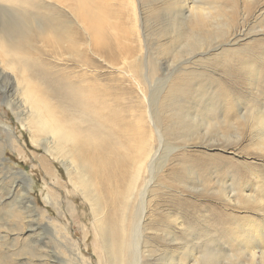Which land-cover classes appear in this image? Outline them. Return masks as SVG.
Returning a JSON list of instances; mask_svg holds the SVG:
<instances>
[{
	"label": "rangeland",
	"instance_id": "1",
	"mask_svg": "<svg viewBox=\"0 0 264 264\" xmlns=\"http://www.w3.org/2000/svg\"><path fill=\"white\" fill-rule=\"evenodd\" d=\"M144 1L150 5L160 6L165 0ZM235 1L237 13L235 17L230 18L229 15L228 19L232 27L228 28L227 33L221 38L216 39L214 33L208 34L210 40L196 51L187 48L176 49L177 47L176 50L163 49V45L172 42L173 39L176 40L179 34L178 30L172 31L170 27L167 28L170 26L167 23L178 20L177 14L180 13V8L173 9L165 15L161 12L160 16H156L157 19L147 13L145 6L142 7L144 14H141L138 0H128L124 3L121 1L122 5L125 3L124 6L128 5L126 6L128 9L120 19L112 18L109 14H103V18L112 24H121L122 28L128 31L129 37L122 39L121 43L129 48V54H119L115 57L116 60L111 59L107 51H102L96 56L87 41L82 47V52L83 60L89 67L79 68L73 65L62 51L40 46L48 55L43 57L41 65L35 68L32 66L27 70L28 74L33 75L31 76L35 84L45 89L56 106L60 101V98L54 96L58 82L56 78L59 74L65 72L76 75L99 74L100 81L127 107V113L124 115L137 125L140 124L143 135L140 144L144 146L145 153L154 152V149L159 147L158 155L153 161L155 173L168 159L171 162L167 169H170L172 161L180 160L181 154L190 156L184 165L185 169L181 171L180 183L184 188L179 190L180 193L162 190L159 187L153 188L155 195L150 198L151 211L161 209L163 213L166 211L167 214L172 213L174 218V215L178 214L183 229L187 230L183 233V239L188 244L185 245L192 246L201 263L205 259L211 261L208 264L250 263L247 250L242 245H235L231 240L232 235L236 232L234 230L238 231L239 226L253 222L264 225V208L258 211V207L254 205L247 207L234 202L229 204L217 195L221 189L230 191L231 188H241L244 185L251 187L250 190L253 188L264 190V150L259 149L263 143L259 141V129L255 123L257 110L264 101L261 99V93L258 92L259 89L250 85L248 75L242 70L234 73V68L231 67L233 64L238 66L246 62L247 58L244 56L240 62L235 58H222L227 50H238L243 46L251 48L258 40H264V30L261 32L264 28V0ZM45 3L58 7L73 23L83 26L77 22L70 9L61 7L55 1L46 0ZM24 13L26 12L0 2V29L6 28L3 25L15 27L24 23L29 24L28 21L31 24L36 20L35 16L34 20L23 19ZM166 28L169 29L168 32L165 31ZM209 30L211 31V28ZM240 34L246 35L243 36L244 40L238 43L239 45L234 44ZM145 42L150 48L152 47L150 57L152 65H155L157 70L153 76L148 75L147 79L146 76L144 78L140 76L136 66L137 63H142L145 57ZM228 42L238 46L230 48L227 46ZM203 53L208 55L201 56ZM185 63L187 64L184 65ZM145 64L147 66V59ZM182 66L195 71L194 76L190 79L187 76L185 82L189 85L190 91L180 97L183 99L181 103L179 102L183 106V113L190 114L195 109L208 106L209 103L208 107L215 110L212 116L214 120H209V126L206 125L205 128L199 125L197 128H192L193 135L190 136L189 133L187 140L190 141L195 136H198L199 140L188 143L187 146L182 141V137L187 138L185 134L188 131L183 129L178 130L179 135L167 137L158 143L155 127L150 120L149 100L153 92L156 100L160 97L167 79ZM0 72L5 73L0 79V261L5 258L13 264H65L75 259L73 264L77 262L81 264V260L77 259L79 250L86 258V264H98L100 253L92 248L94 240L92 207L84 202L81 189L78 190L69 182L64 166L49 158L41 146L32 143L29 132L19 121L16 114L18 112L7 105L11 100L9 93L11 88L7 78L16 79L19 71L8 69L0 63ZM217 99L222 102L218 112ZM59 107L61 111L71 112L68 106L59 105ZM234 107L238 117L246 116L249 128L240 130L236 126L222 124L229 109ZM120 108L124 106L121 105ZM80 118L76 116V120L79 121ZM40 157L46 159V170L39 162ZM167 169L166 175L169 173ZM21 172H25L33 180L29 186V182L23 176H19ZM210 172L212 175L206 177ZM16 173L18 176H15ZM49 190L51 195L58 198V205L52 199H48ZM19 208L21 211L18 210ZM12 211L21 213L19 221L12 216ZM49 223H51L50 227H48ZM29 224L39 229L31 231ZM14 227H18L20 231H16ZM171 228L172 225H169L166 230ZM169 230L167 232L173 233ZM171 237L167 234L162 238L168 241ZM146 241V238L140 241L141 248L146 246ZM162 251L163 248L152 255L144 254L143 264H158L157 262L166 254ZM189 251L192 252V249ZM184 253L190 252L184 250ZM219 256L221 259L218 258Z\"/></svg>",
	"mask_w": 264,
	"mask_h": 264
},
{
	"label": "bare ground",
	"instance_id": "2",
	"mask_svg": "<svg viewBox=\"0 0 264 264\" xmlns=\"http://www.w3.org/2000/svg\"><path fill=\"white\" fill-rule=\"evenodd\" d=\"M45 1L0 0L2 3L25 11L26 13L22 15L23 19L34 20L35 16L34 22H37V24L34 22L30 24L28 21L29 24L24 23L15 27L3 25L6 28L0 29V63L8 69L19 71L17 80L12 77L7 78L11 88L9 91L11 100L7 105L18 112L16 114L19 121L29 132L32 143L35 146H41L49 158H53L64 166L69 182L78 190L81 189L84 202L92 207L91 221L94 236L92 248L100 253L98 264H143L144 254H155L160 252L161 248L166 254H162L163 258L157 262L158 264H192L194 261L197 262L196 264L201 263V259L197 257L192 246H186L188 244L183 239V233L187 230L183 229L178 214H175L174 218L172 213L167 214V211L163 213L161 209L151 211L150 198L155 195L153 188L159 187L174 193H180L179 190L184 188V185L180 183L181 171L185 169L184 165L190 156L181 154L180 160L172 161L170 169H167L171 162L168 159L155 173L153 161L158 155L159 147L157 146L154 152L145 153L144 146L140 144L143 136L140 124L137 125L124 115L127 113V107L100 81L99 74L76 75L67 72L59 74L56 78L58 82L54 96L60 98V101L56 106L45 89L35 84L33 75L31 76L27 71L32 66L35 68L41 65L43 57L48 55L40 46L62 51L69 57V61L79 68L89 67L83 60L82 52V47L87 41L92 53L96 56L102 51H107L111 59L116 60L115 57L119 54H129V48L121 43L122 39L129 37L128 31L123 29L121 24H112L103 18V14H109L112 18L120 19L128 9L126 8L128 5L124 6L126 3L122 5L120 2L124 3L128 0H50L61 7L70 9L72 15L74 14L77 18V22L83 26H77L67 14L52 4H46ZM151 1L146 0V2ZM138 2L141 6V14H144L142 7L145 6L151 17H156L161 12L165 15L173 9L180 8V13L177 14L178 20L167 23L170 24L167 28L170 27L172 31L178 30L179 34L176 40L173 39L172 42L163 45L164 51L170 48L174 50L187 48L195 49V51L201 49L211 38L208 34L214 33L216 39L223 37L228 28L232 27L228 21L229 15L231 18L237 13L235 0H165L160 6L150 5L144 0H138ZM128 4L130 6V3ZM168 30L165 31L168 32ZM263 30L264 28L261 32ZM243 36L246 35H238L234 44L241 43L244 40ZM145 43V57L142 63L139 62L140 64L137 63L136 66L140 76L143 78L146 76L147 79L148 75L153 76L157 70L155 65H152L150 57L152 47ZM238 45L227 43L230 48ZM218 49L216 48L215 51ZM206 55L208 54L203 53L201 56ZM244 56L247 58L246 62L238 66L233 64L231 67L234 68V73L242 70L248 75L250 85L259 89L258 92L261 93V99L264 101V40H258L251 48L243 46L242 49L227 50L222 58H235L240 62ZM146 59L148 67L145 66ZM183 66L167 79L160 97L156 100L153 92L149 100L150 120L155 127L158 143L178 134L179 129H183L188 131L185 134L187 138L182 137V141L187 146L188 143L199 140L198 136L191 138L190 141L187 140L189 133L190 136L193 135L192 128H197V125L205 128L206 125L209 126V120H214L212 116L215 110L208 107L209 103L208 106L204 105L203 108L195 109L190 114L183 113V106L180 104L183 99L180 97L190 91L189 85L185 82L187 76L190 79L195 73ZM178 72L180 74H177ZM4 74L0 72V79L4 77ZM216 102L218 112L222 102L218 99ZM59 105L68 106L71 112L61 111ZM121 105L124 108H120ZM263 107L264 104L259 106L255 117V123L259 129V141L263 143L259 147L261 150H264ZM235 111V107L230 108L222 124L236 126L240 130L249 128L246 116L238 117ZM77 115L81 117L79 121L76 120ZM45 161L44 157L39 158L41 166H44L46 170ZM166 169L169 172L167 175ZM208 175L211 176L212 173L210 172L206 177ZM15 176H18L17 173ZM19 176H23L29 182L28 186L33 182L25 172H21ZM250 188L244 185L241 188H231L230 191L221 189L217 195L226 203L234 202L247 207L254 205L258 207V211H261L264 208V190L260 191L258 188L250 190ZM48 199H52L56 205L59 204L58 198L51 195L50 190ZM18 210L21 211L20 208ZM19 211V214L12 211V216H15L18 221L21 215ZM169 225H172V231L169 230L170 228L167 230L173 233L167 232L166 228ZM29 228L31 231L39 229L31 225ZM14 229L20 231L18 227ZM234 231L236 232L233 233L231 240L235 242V245H242L247 250L251 259L248 264H256L257 261L258 264H264V225L253 222V224L239 226L238 231ZM167 234L172 236L168 241L162 238ZM143 238L147 239V243L145 242L146 246L141 248L140 241ZM224 238L226 240V237ZM191 249L192 252L189 251ZM184 250L190 253H184ZM77 252H79L77 259L81 260V264H86V258L79 250ZM74 261L65 264H73ZM202 262L201 264L211 263L208 259ZM0 264L13 263L4 258L1 259Z\"/></svg>",
	"mask_w": 264,
	"mask_h": 264
}]
</instances>
